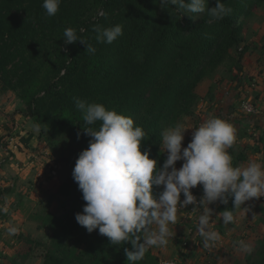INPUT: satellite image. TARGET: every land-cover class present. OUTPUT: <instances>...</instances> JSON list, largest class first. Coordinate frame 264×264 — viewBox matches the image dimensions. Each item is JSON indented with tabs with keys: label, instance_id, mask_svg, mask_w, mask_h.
<instances>
[{
	"label": "trees",
	"instance_id": "16d2710c",
	"mask_svg": "<svg viewBox=\"0 0 264 264\" xmlns=\"http://www.w3.org/2000/svg\"><path fill=\"white\" fill-rule=\"evenodd\" d=\"M260 1L222 0L230 14L208 23L207 13L195 20L176 5L162 8L157 0H61L53 17L46 15L43 0H0V85L20 95L27 118L41 127V141L63 143L53 152L67 153L65 163L72 168L91 139L83 133L73 97L133 118L146 133L141 152H149L162 167V132L190 113L196 88L241 43L237 17L257 9ZM216 4L208 0L209 8ZM101 10L106 16L97 15ZM95 24L121 25L123 34L111 44L97 43ZM69 27L96 48L95 54L79 41L64 43ZM65 185L64 196L75 198L77 210L71 218L48 216L53 237L44 264H128L125 248L132 250L131 242L112 245L98 229L88 233L75 219L86 202L73 175ZM162 190L153 187L156 195ZM67 235L76 239L74 246ZM263 244L264 238L255 247Z\"/></svg>",
	"mask_w": 264,
	"mask_h": 264
},
{
	"label": "rangeland",
	"instance_id": "374dc122",
	"mask_svg": "<svg viewBox=\"0 0 264 264\" xmlns=\"http://www.w3.org/2000/svg\"><path fill=\"white\" fill-rule=\"evenodd\" d=\"M260 2L248 15L237 17L240 45L232 48L227 60L196 88V102L180 120L192 128L185 132L183 147L191 141L194 128L208 118L228 121L236 132V141L228 149L233 166H246L258 155L264 162V0ZM232 92L239 97L236 106L226 104ZM245 101L254 106L255 113L242 112ZM26 115L20 95L0 85V264H44L53 237L48 216L64 219L68 214L71 218V211L77 208L75 198L69 201L64 196L65 181L74 168L65 163L67 153L54 154L61 142L52 145L49 140L41 141L40 132L34 131L35 123ZM64 149L70 151L68 144ZM182 164L178 161L176 167ZM191 191L198 200L204 194L202 185ZM184 198L182 193L181 201ZM233 207L231 196L227 204L217 201L209 205V226L220 234L212 250L205 249L202 238L194 236L196 224L184 216L186 208L178 209L168 244L151 248L148 258L139 264H264V244L255 247L264 238V222L260 220L264 197L233 210L234 222L226 226L220 213ZM12 226L17 232L9 235L7 229ZM69 238L67 235L66 241L72 247L77 241ZM238 241H244L251 251L242 250Z\"/></svg>",
	"mask_w": 264,
	"mask_h": 264
},
{
	"label": "clouds",
	"instance_id": "9594fccd",
	"mask_svg": "<svg viewBox=\"0 0 264 264\" xmlns=\"http://www.w3.org/2000/svg\"><path fill=\"white\" fill-rule=\"evenodd\" d=\"M157 2L166 9L176 5V10L193 17L207 13L208 23L221 20L231 12L222 0H217L212 8L208 7V0ZM60 3L61 0H43L42 7L48 17H53ZM97 15L104 17L106 13L101 10ZM92 30L97 43L111 44L123 34L121 25L105 28L95 24ZM63 40L66 45L79 41L86 45L89 54L96 52L73 28L64 30ZM73 102L82 114L83 133L91 137L72 173L86 202L75 219L88 233L98 229L112 245L131 242L132 250L125 248L128 264H138L151 248L168 244L170 225L177 223L178 209L195 205L190 212L191 221L196 224L194 236L201 237L203 247L212 250L220 234L209 226L212 211L209 205L217 201L227 204L228 197L233 198L234 207L220 213L227 226L234 222L233 210L253 198L264 197V162L257 156L246 166H233L228 149L236 141V132L225 119L210 117L194 128L187 147H183L182 142L191 127L177 122L164 130L162 149L167 156L160 167L157 160L149 158V152H141L146 133L134 124L133 118L79 97H73ZM33 128L37 133L41 131L39 124ZM80 135L77 134L78 138ZM178 161H183L179 169ZM198 185H202L204 193L199 201L191 191ZM154 186H163V190L156 195ZM7 232L14 235L17 228L9 227ZM237 243L242 250L251 251L244 241Z\"/></svg>",
	"mask_w": 264,
	"mask_h": 264
},
{
	"label": "built area",
	"instance_id": "2783aa9c",
	"mask_svg": "<svg viewBox=\"0 0 264 264\" xmlns=\"http://www.w3.org/2000/svg\"><path fill=\"white\" fill-rule=\"evenodd\" d=\"M241 107H242V112L245 113L246 115H251V114L255 113L254 106L248 101L243 102ZM202 196H203V194H202ZM197 201H199V200L197 199ZM194 206L195 205H191L188 209L186 208V212L184 215L185 217H191L190 212ZM190 231H192V230L190 229ZM162 264H177V262L176 261H170V262H164Z\"/></svg>",
	"mask_w": 264,
	"mask_h": 264
},
{
	"label": "crops",
	"instance_id": "0c3cea01",
	"mask_svg": "<svg viewBox=\"0 0 264 264\" xmlns=\"http://www.w3.org/2000/svg\"><path fill=\"white\" fill-rule=\"evenodd\" d=\"M239 97H238V95H237V92H232V93H228V95H227V97H226V99H227V102H226V104L227 105H234V106H236L238 103H237V99H238ZM259 156V155H258ZM262 159L264 160V156L262 157ZM0 200H2V199H0ZM203 212V210L201 209V213Z\"/></svg>",
	"mask_w": 264,
	"mask_h": 264
}]
</instances>
